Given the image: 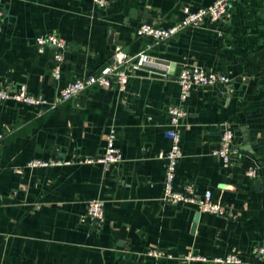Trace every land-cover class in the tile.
<instances>
[{"label": "crops", "instance_id": "crops-1", "mask_svg": "<svg viewBox=\"0 0 264 264\" xmlns=\"http://www.w3.org/2000/svg\"><path fill=\"white\" fill-rule=\"evenodd\" d=\"M214 1L108 0L98 9L89 0H10L0 20V85L51 101L75 78L108 64L117 49L135 56L151 44L134 35L141 23L168 27L184 6ZM48 34L66 42L58 79L54 50L40 54L34 44ZM149 55L145 67L163 73H132L126 94L92 88L40 113L0 102V264H216L214 258L229 253L240 264H264L251 254L264 238V0H235L223 25L205 20ZM184 66L224 72L232 85L224 96L216 88L191 92L174 189L190 182L211 191L235 220L161 200L166 107L176 102ZM227 124L239 153L222 168L212 152ZM110 131L122 155L117 166L25 167L33 159L99 157ZM251 169L254 179L246 175ZM92 199L104 204L99 227L84 219ZM150 249L169 258L148 257ZM190 254L206 262L183 259Z\"/></svg>", "mask_w": 264, "mask_h": 264}, {"label": "built area", "instance_id": "built-area-1", "mask_svg": "<svg viewBox=\"0 0 264 264\" xmlns=\"http://www.w3.org/2000/svg\"><path fill=\"white\" fill-rule=\"evenodd\" d=\"M10 0H0V20H3L4 9ZM98 9H105L108 0H89ZM235 0H216L211 5L191 9L184 6L181 9V16L168 27H156L147 22L141 23L134 31L137 38H147L151 40L144 49L135 56H127L120 49H117L111 56L108 64L101 67L97 72L83 74L75 78L70 84L61 88L53 100L48 101L44 98L30 95L26 89L18 88L13 85H0V102L13 103L35 108L40 113V109L52 110L60 104L73 100L92 88L114 90L118 94L127 93L128 81L131 74L140 70L142 66H148L151 61L149 52L154 45H159L172 38L179 32L187 29H194L202 25L205 20L213 24L223 25L228 16L230 6ZM34 44L38 53H43L46 48L54 50L53 57V76L55 79L60 77L61 67L64 62V51L66 42L56 34H48L36 37ZM178 94L176 102L166 107L167 125L165 138L169 142V149L159 155L164 162L163 203L172 205H183L197 210L199 213L209 214L228 220H235L236 215L230 208L222 206L219 202L212 200L209 190L197 191L194 184L188 182L183 184L179 190L174 189V180L177 164L182 157L181 153V126L185 119L186 102L193 90L198 88H216L219 94L229 95L231 92L232 78L224 72H218L201 66H184L176 78ZM219 143L212 155L219 161L222 168L232 164L233 159L239 153L234 144L235 134L232 127L223 125L219 131ZM5 133L0 131V148L3 145ZM122 161L121 152L115 146V135L109 132L105 143L104 152L99 157L83 158L76 162H66L58 158L47 160L33 159L27 162L26 168L46 169L56 166L67 165H93L99 164L104 169L117 166ZM257 172L255 169L249 170L246 175L254 179ZM84 219L91 222L93 226L99 227L104 222V204L101 200L92 199L86 204ZM255 260L264 261V238L254 245L251 251ZM146 256L161 259L169 258L164 251L157 249L147 250ZM186 261L206 262L205 258L197 257L192 254L183 258ZM216 264H240L241 260L236 253H229L224 257L214 258Z\"/></svg>", "mask_w": 264, "mask_h": 264}, {"label": "water", "instance_id": "water-1", "mask_svg": "<svg viewBox=\"0 0 264 264\" xmlns=\"http://www.w3.org/2000/svg\"><path fill=\"white\" fill-rule=\"evenodd\" d=\"M117 47H120V46L117 45ZM142 68H143V69H146V71H149V72H151V73H152V72L163 73V72H161V71L154 70V69H152V68H148V67H145V66H142V67L140 68V70H141ZM197 217H198V216H197V214H196V216H195V218H194V222H193L194 225H195L196 222H197ZM194 225L192 226V230H193L194 227H195Z\"/></svg>", "mask_w": 264, "mask_h": 264}]
</instances>
